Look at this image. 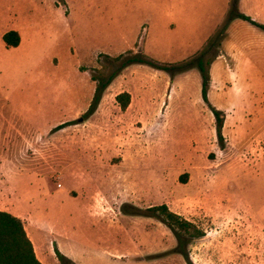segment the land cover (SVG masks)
Returning <instances> with one entry per match:
<instances>
[{"label":"rangeland","instance_id":"1","mask_svg":"<svg viewBox=\"0 0 264 264\" xmlns=\"http://www.w3.org/2000/svg\"><path fill=\"white\" fill-rule=\"evenodd\" d=\"M60 3L38 0L19 21L25 43L0 59V209L54 248L52 221L74 223L61 241L78 251L102 248L100 225L120 264H264V30L235 18L264 24V0ZM141 56L154 64L124 66ZM162 204L202 234L180 244L140 215Z\"/></svg>","mask_w":264,"mask_h":264},{"label":"trees","instance_id":"2","mask_svg":"<svg viewBox=\"0 0 264 264\" xmlns=\"http://www.w3.org/2000/svg\"><path fill=\"white\" fill-rule=\"evenodd\" d=\"M61 2V0H58ZM237 2V1H235ZM235 18H241L255 24L256 26L264 30V24L259 23L250 15L239 12L235 15ZM4 41L8 47H18L21 43L20 33L16 30H11L4 35ZM125 55H120L116 59H125ZM128 58V57H127ZM147 56L144 57H130L124 62V66L131 64L133 62H149L154 64L153 61L148 60ZM200 69L202 70L203 78V88L202 95L205 101L208 102V92H209V83H210V73L204 72L205 68L203 64L200 63ZM95 81L98 78H93ZM110 79L106 82H99L96 86L95 93L92 99V102L85 112L84 116L89 117L93 114L99 107L102 100L104 91L106 90ZM116 100L120 104L123 110H126L131 103V94L127 91H124L116 96ZM214 114L218 120V134L221 136V123L222 119L220 117L221 111L213 107ZM73 124V121L65 122L56 127L57 130L63 129L68 125ZM188 176V173H185L181 176L182 179H185ZM185 182V181H184ZM148 211L151 214H140L144 216L158 217L162 222H164L176 235L180 244L183 241V237L187 236L185 234L192 235L193 237H199L202 232L197 229L191 222L185 220L179 214L170 210L168 205L162 204L157 206H152L148 208ZM56 254L60 260L61 264H77L67 255L63 254L58 246L55 247ZM0 264H43L40 259L37 257L33 241L31 240L28 232L25 228L23 220L12 214L8 211L0 210Z\"/></svg>","mask_w":264,"mask_h":264},{"label":"crops","instance_id":"3","mask_svg":"<svg viewBox=\"0 0 264 264\" xmlns=\"http://www.w3.org/2000/svg\"><path fill=\"white\" fill-rule=\"evenodd\" d=\"M37 1L38 0H0V59H10L7 52H10V49H19L25 43V36H24L22 28L20 27L19 21L22 19V17L26 15L27 11L39 12L40 8H39V5L37 4ZM54 1H55V4L59 7L60 5L63 4V3L57 2L56 0ZM66 15H68L67 12H66ZM11 30H16L20 33L21 43L18 47H8L6 42L4 41L5 33ZM53 58L54 56L52 57V59ZM57 124H59V121ZM97 206L98 208L102 210H108V209L114 208V206L110 202L108 203L101 202ZM0 210L8 211L4 209H0ZM83 210H87V207L85 206ZM113 211L116 213L114 209ZM8 212H11L15 216L20 217L19 215H16L12 211H8ZM81 213L83 217H85L86 219L85 211H84L85 214L82 211ZM50 224L51 226H55L58 230H60L59 232L60 235H57L55 238L59 250L63 254L71 258L73 261H75L77 264H120V262L124 261L123 259H121V257L120 258L118 257L117 248L114 245L106 242L105 240L106 231L104 230L105 228H102V226L98 225L99 227L96 228V231H95L96 232L95 236L97 235L98 242L103 243L102 248L100 250H96L93 247V242L91 241V243L88 244V246L84 248V250L78 251L77 247L74 244H70V246L75 247V248H72V247H69V245L62 243L61 241V239L67 240V236H70L69 234L71 233H73L74 236L76 235L74 231H77V227L74 225V223L72 225H69V224L67 225V223L55 224L54 221H52V223ZM84 225L86 227L85 222H84ZM25 228L31 240L33 241L37 257L40 259V261L43 264H61L56 254L55 248H54V240L50 239L49 238L50 236L45 231H43L42 229H39L36 226L31 228L32 235L28 231L26 225H25ZM90 229L93 231L94 227ZM38 248H39V251L41 252V255H39Z\"/></svg>","mask_w":264,"mask_h":264}]
</instances>
